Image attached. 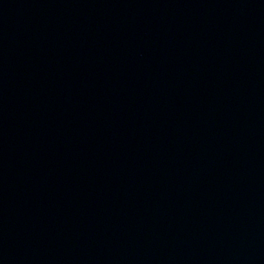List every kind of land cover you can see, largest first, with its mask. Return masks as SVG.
<instances>
[{"label": "water", "instance_id": "obj_1", "mask_svg": "<svg viewBox=\"0 0 264 264\" xmlns=\"http://www.w3.org/2000/svg\"><path fill=\"white\" fill-rule=\"evenodd\" d=\"M0 264H264V0H0Z\"/></svg>", "mask_w": 264, "mask_h": 264}]
</instances>
